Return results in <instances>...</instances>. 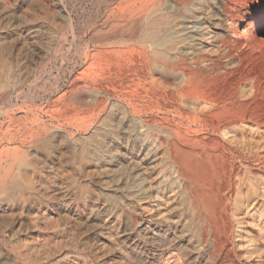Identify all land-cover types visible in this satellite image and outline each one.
<instances>
[{"label":"rangeland","instance_id":"rangeland-1","mask_svg":"<svg viewBox=\"0 0 264 264\" xmlns=\"http://www.w3.org/2000/svg\"><path fill=\"white\" fill-rule=\"evenodd\" d=\"M213 2L232 14L218 69L197 70L180 45L155 65L161 91L146 62L150 0H0V264H173L156 254L162 237L137 232H191L197 187L209 183L218 242L229 198L254 232L264 219V0ZM182 258L174 264H194Z\"/></svg>","mask_w":264,"mask_h":264},{"label":"bare ground","instance_id":"bare-ground-1","mask_svg":"<svg viewBox=\"0 0 264 264\" xmlns=\"http://www.w3.org/2000/svg\"><path fill=\"white\" fill-rule=\"evenodd\" d=\"M173 2H170L169 0H158V1L150 0L149 7L147 6L148 7V14L146 17L147 29L144 32H145V37L149 44V48L147 51L148 61L146 60V62H148V66H149L148 67L149 84L153 87L152 89L155 90L157 89L164 91L165 88H168V85L164 81H162L159 78L158 79L155 78L154 76L156 71L155 65L161 63L160 67L161 66L165 67L164 66L165 61L168 60V57L171 55L173 51L175 50L178 51L180 45H183L185 46L184 48H186V50L183 53L185 56H192L191 58H193L194 62L200 61L202 63L201 65H199L197 70L208 73L210 71H214L218 69L220 63L218 62L217 57L221 54L220 53L221 50L216 45V40L219 38V36H221L222 33L226 31L227 27L229 28V26L232 25L230 22L232 18V14H228L227 17L225 18L224 15L221 13V10L217 9L219 8V6H216L213 0H176V3ZM222 41L227 42V38L223 37ZM206 42L207 44L212 45V47L214 48L213 51L211 53H207V55L202 54L201 52H197V50L198 51L203 50ZM195 46H197V49H195ZM162 71H164V69H161V72ZM186 77L188 76L186 75ZM242 96L245 97L246 96L245 93ZM246 171L248 173L251 172L253 173V168H247ZM256 175L255 177H257ZM1 182L0 185L2 184ZM209 184L208 186L199 185L197 187L196 196H195L196 197L195 227L191 232L177 231L176 229H166V230L164 229L162 231L161 229L147 230L146 228V230H140L139 232H137L138 236H140L145 240H150V241L153 240L156 241L158 237H162V241L160 242V244L158 245L156 244L158 248L155 249V251L157 252L156 253L157 256L162 258L163 256H165L166 253H168L169 255L167 254L168 256L167 258H165L168 263L174 264L177 255V257L181 256L186 261L190 259L194 264H264V247L261 246L262 245L261 239L264 240V219H262V221L256 224V229H253L254 232H249L244 226V224L246 223H243L242 216L240 213L241 200H239L238 198L235 199L229 198L228 199L229 202L226 204L225 207V212H226L225 214L227 215L228 220H226L225 229L220 235L221 242H218V239H216L215 237L216 235L212 229L211 217H213V211H211V209L209 208V206L211 205L209 203V200L211 198L210 193L211 190L214 189V186H212V184L211 185ZM12 189L14 188L12 187ZM16 189L19 188L16 187ZM234 194L235 193H233V196ZM245 201H247V203L245 202L247 204L246 207H249L252 200L250 201L249 198H247ZM221 212L223 211L221 210ZM261 216H263L264 218V213ZM204 218H206L205 224L203 221ZM129 244L131 243H128V245ZM152 260L154 259L152 258ZM142 264H147V262L145 261Z\"/></svg>","mask_w":264,"mask_h":264}]
</instances>
